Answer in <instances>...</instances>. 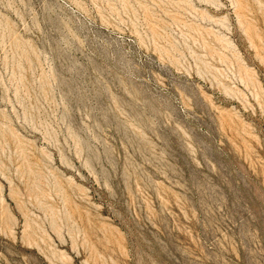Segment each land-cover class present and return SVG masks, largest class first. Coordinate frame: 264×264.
<instances>
[{
	"label": "rangeland",
	"instance_id": "rangeland-1",
	"mask_svg": "<svg viewBox=\"0 0 264 264\" xmlns=\"http://www.w3.org/2000/svg\"><path fill=\"white\" fill-rule=\"evenodd\" d=\"M0 264H264V0H0Z\"/></svg>",
	"mask_w": 264,
	"mask_h": 264
}]
</instances>
